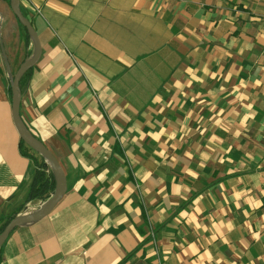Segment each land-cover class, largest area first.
I'll use <instances>...</instances> for the list:
<instances>
[{"label": "crops", "instance_id": "crops-1", "mask_svg": "<svg viewBox=\"0 0 264 264\" xmlns=\"http://www.w3.org/2000/svg\"><path fill=\"white\" fill-rule=\"evenodd\" d=\"M19 2L20 115L66 191L0 264H264V0ZM31 51L0 0V226L42 200L8 76Z\"/></svg>", "mask_w": 264, "mask_h": 264}, {"label": "water", "instance_id": "water-1", "mask_svg": "<svg viewBox=\"0 0 264 264\" xmlns=\"http://www.w3.org/2000/svg\"><path fill=\"white\" fill-rule=\"evenodd\" d=\"M9 6L18 22L26 29L32 44L31 53L23 59L15 72L13 74L8 72L11 92V116L20 139L41 156L45 168L50 170L54 180V187L48 197L42 199L36 207L20 211L7 221L0 230V246L15 227L35 222L49 213L66 191V179L61 165L45 144L33 135L20 115L21 90L19 82L22 76L37 62L41 47L36 30L29 18L20 9L19 0H9Z\"/></svg>", "mask_w": 264, "mask_h": 264}, {"label": "trees", "instance_id": "trees-1", "mask_svg": "<svg viewBox=\"0 0 264 264\" xmlns=\"http://www.w3.org/2000/svg\"><path fill=\"white\" fill-rule=\"evenodd\" d=\"M21 28L23 30L25 39L28 41L29 37L26 32V29L22 25ZM27 73L28 72H26L20 79L19 82L20 87L22 86V82L26 77ZM20 151L23 155L29 156L31 159H33L35 163V170L24 203L35 198L45 199L46 197H48L49 193L52 191L54 187V180L51 172L48 175L45 174V166L43 159L41 158L40 160H37V158L33 156V154L28 153L21 139H20ZM24 203L21 205V207H23ZM14 214H16V212L8 216V218L4 221V223L1 224L0 230Z\"/></svg>", "mask_w": 264, "mask_h": 264}, {"label": "built area", "instance_id": "built-area-1", "mask_svg": "<svg viewBox=\"0 0 264 264\" xmlns=\"http://www.w3.org/2000/svg\"><path fill=\"white\" fill-rule=\"evenodd\" d=\"M45 173L48 175L50 173V170L48 168H45Z\"/></svg>", "mask_w": 264, "mask_h": 264}]
</instances>
